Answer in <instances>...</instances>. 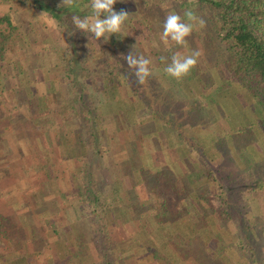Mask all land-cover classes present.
<instances>
[{
	"label": "trees",
	"instance_id": "obj_1",
	"mask_svg": "<svg viewBox=\"0 0 264 264\" xmlns=\"http://www.w3.org/2000/svg\"><path fill=\"white\" fill-rule=\"evenodd\" d=\"M25 1L27 0L23 2ZM28 1L29 10L33 13L27 9L25 14L19 13L15 5L11 4L6 11L0 12V92L5 96V101L9 103L11 100L13 105L7 110L6 118L11 120L17 115L14 112L17 107L28 105L26 117L38 125L36 135L46 133L49 136L54 125L61 129H75V124L69 120L78 116L82 120V126H77L74 130L75 140L69 142L72 147L67 141L59 146V152L66 161L79 157L88 140L95 142L97 151L108 148L110 136L102 126L101 113L97 111L104 101H109L112 107L116 105L117 109L113 112L123 111L127 105L138 112L145 106L153 107V119H162L163 124L166 120L172 121L171 116L163 118V113H160L158 105L153 101L155 96L148 98L140 90L135 82V70L127 65L124 57L132 52L135 56L142 55L149 59L151 69L154 66L150 56L135 43L136 40H131L134 46L129 44L126 49L125 45L115 46L117 50L122 49L123 53L116 55L114 52L116 57L110 60L106 56L107 50L104 46L108 43L110 47V41L100 43L90 34L76 30L72 24L73 15L90 14V10H82L88 2L76 0L75 5L71 7L73 10L69 11L70 7L50 4L44 0ZM117 4L118 0L114 8ZM144 4L145 6L140 7L142 18L148 19L149 11L155 10L158 4H151V0L144 1ZM193 4L194 7L190 8ZM179 5L183 9L190 8L196 16L205 10L204 14H199L205 21V26H198L199 29L196 30L199 41L192 39L196 46L204 51L209 61V70L216 81V85L208 90L210 92L193 90L191 81L199 74L198 67L195 66L189 75L179 80L186 82L190 87L186 94L191 96L190 93L195 91V101L201 96L206 97L212 108L218 110V94L224 93L229 100L228 105L239 104L240 108H250L255 120L249 119L238 127L233 124L231 131L223 133L218 130L210 132L199 118L188 122L173 114V121L179 122L180 128L172 127L169 129L172 131V137L164 136V139L160 140L161 148L171 150L175 155L173 161L169 160L170 162L165 164L155 161L148 164L146 149L140 148L139 141H136L139 148L133 142V154L130 153L129 157L124 158V162H119L124 174L121 179L126 176L132 186L144 183L150 195V200L146 202L140 200L133 189H126L124 196L114 197L113 206H107L106 195L102 194L101 198L99 196L104 182L97 178L94 166H90L88 161L85 165L78 163L69 174L70 179L72 177L74 182L76 178L78 184L73 183L71 187L75 193L74 197L78 194V197L89 201L94 210L95 225L99 224L95 233L93 229L95 240L102 237L104 239L101 243L97 240L96 244L101 258L95 260L85 248L75 249L73 245L69 246L65 258L62 255L64 251L59 246L60 241L56 240L50 247L52 251L48 263L65 264V259H68V262L76 264V260L80 263L81 259L88 260V264H121L125 260L129 264H262L260 257L256 255L258 250L254 242L258 240L264 243V240L259 238V232L264 233V214H254L252 220L250 212L254 208L248 207V201L240 205L237 197L232 195L233 191L227 192L230 191L228 187L238 181L234 177L235 170L246 172L249 178L243 179L244 184H240L253 187V192L259 191L260 185H264V150H256L257 144L264 143V0H180ZM35 12L45 14L38 17ZM101 18L105 17L102 15ZM42 20L46 21L45 24ZM48 22L50 25H47ZM56 30H61L67 35V42L55 36ZM70 32L74 34L69 35ZM79 38H83L86 45ZM112 40L117 42V36L114 35ZM173 50L168 47L166 52L163 51L164 54L161 53L157 57L161 74L166 81L164 84L170 88L180 85L175 78L163 71L166 64L171 62ZM90 75L95 95L91 91L92 83L81 78ZM155 77L161 79V76L152 74L150 80L154 82ZM159 79L156 81L158 85L161 84ZM65 80L66 84L70 85L69 88H66ZM42 81L48 86L43 93L32 85ZM63 89L67 92L63 93ZM195 89L199 88L195 86ZM105 92H111L113 96L108 100L100 99ZM65 114L70 115L69 118L64 119ZM102 115L104 116L103 113ZM219 115L227 116L229 112L227 114V111L219 110ZM191 116L193 118L196 115ZM148 129L154 131L153 128ZM82 130L85 135L81 134ZM134 130L138 138L137 125ZM154 137L155 134L152 133L149 139L157 143ZM66 145L71 147H68L69 151L73 150L70 156L67 154ZM210 145H213V149L217 150L218 155L220 153L224 156V159L220 156L212 158L208 154ZM179 147L182 148L180 155L177 153ZM227 157H230L235 168L228 170L227 162L226 166L222 167L221 161H227ZM49 168L45 170L46 177L51 185L58 186L60 179L51 171V167ZM108 170L111 173V167ZM114 175L113 195L116 196L117 191L123 190V186L117 175ZM131 176L136 180L132 181ZM164 185L175 194V204L168 200ZM211 195L221 201L219 208L210 205ZM75 201L68 202V207L78 213ZM4 219L8 221L4 223ZM80 221L81 219L76 221L80 229L75 230L80 232L79 236L87 230ZM129 221H136L138 224H134L136 233H129L130 246L126 247L124 254L119 248L121 241H125L122 229L120 239H115L109 226L120 228ZM90 222L93 225L92 219ZM0 227L1 238L3 234L6 237L9 233H20L19 227L12 224L7 215L0 214ZM72 228L73 225L66 227V233ZM36 232H39V229L36 228ZM56 232L58 233V230ZM33 241L36 251L30 253L26 248L25 239L13 241L22 247V257H25L23 261H30L29 264L33 262L34 253L38 258L39 253H43V246L49 247V241L43 236H38ZM113 242L118 245L116 250L112 249ZM86 243L87 241H83L80 245L83 247ZM142 250L147 253L139 255ZM236 251L241 253L244 259H235L233 252Z\"/></svg>",
	"mask_w": 264,
	"mask_h": 264
},
{
	"label": "rangeland",
	"instance_id": "obj_2",
	"mask_svg": "<svg viewBox=\"0 0 264 264\" xmlns=\"http://www.w3.org/2000/svg\"><path fill=\"white\" fill-rule=\"evenodd\" d=\"M2 2V4H0V12L6 11V8L8 9L9 5L11 4L12 6L15 5V8L18 9L17 12L19 13H23L25 14V10L27 9L28 11H30V13H33V11L30 9L29 10V4L30 1H25V3L23 2L24 0H0ZM50 4H57V5H61L62 4V0H44ZM88 2L90 3V0H78V2ZM144 1L148 2V0H122V2L120 0H118V4L117 6H115L114 10L120 11L121 9L125 10L128 14L129 17L127 19V21L125 22L124 27L121 30L120 34H113L109 37L108 41H110L109 43H111V46L108 47V43L104 44V46L106 47V56L108 59L111 60V58H115L116 55H120L121 52L123 53L122 49H116L115 46L118 45H125V49L128 46H132L133 43H131V40L134 39L135 43L139 46V48H141L143 50L144 53L148 54L154 64L152 71H153V75H159L161 76V79H159L158 77H155V79H153V81L156 83L157 79L161 80V84L158 85V83H156L157 85H155L154 82H152L150 80V77L146 80V82L144 84H140L137 82V78H135V82L136 84L140 87V90L144 92V94L148 97V98H153L154 96L156 97L155 99H153V101L155 102V105H158V109L159 111H161L160 113H163V118H167L168 116H171V120H166L165 124H163L161 122V120L159 121V119H153V107H149V106H145L143 108V110H141L140 112L136 111L133 108H130L127 105V108H124L123 111H120V113L117 112H113V110H116L117 108L115 107L116 105H114V107L111 106V103L109 101H104L102 102L101 105L98 106L97 111L99 113H101V118H102V126L106 131V133L108 134V136H110V144L107 147H105L106 149L102 148L100 150H95V142H89L90 140H88V144L86 143L85 148L81 149V154H79L78 160L77 161H66L65 159L62 158V155L59 152V146L61 144H65L64 141H67V143L74 141L75 140V133L74 130L77 128H79V126L82 123V120H80V118H78V116L76 118H71L69 121H72L70 123L75 124V129L73 128H68L65 127L64 128H60L58 126H53V128L51 129V133L49 136L46 135V137L43 136V134H37V136H34L33 138L35 140H37L39 146H41L40 148H43V150H40L39 148H36V150L34 151V153H31L34 155V159H35V164L36 165H30V171L32 172H36L37 170H41L43 167H41V162L45 163V159L47 160L48 158H50V162H49V167H51V171H53L54 173H56L58 175V178L60 179L59 185H51V183L49 181H47L51 187L50 191H52L53 193L56 192V190H58V187H62L63 185L65 186H72L73 183H77V179H74V182L72 180V177L70 179V172L74 170V167H76L78 165V163H80L79 165L83 164L85 165V162L88 161V163L90 164V166H94V173H96L97 178L102 182H104L102 184V192L99 195L100 198L102 197V194H105L106 199H107V206H113L114 205V197H119V196H124V193L122 191H117L118 195L114 196V192L113 188H115V184L114 182H112V179H115V175H117L118 179L121 181L122 186L124 187V185L128 184L127 181V177L124 176L123 179H121V177L124 175L123 171L121 169V164L119 162H124V158L129 157V154L131 153V145L133 142H135L134 144L138 146L139 145L136 141H139L140 147H142V149H146L147 153H146V161L148 162V164H153L154 161L158 164H165L167 162H170L169 160L173 161L174 160V154L171 150L168 149H164L161 148V138L164 139V136H168L169 138L172 137V131H169V129L173 128H180L179 122L177 121H173V117L172 115H176V117H182L183 120H187L188 122H193L195 120H197L198 118L200 119L202 124L207 125V128H209V131L212 132V130L215 131H222L223 133L225 131H231L232 125L235 124L237 127L239 124H243L246 123L247 121H249V119L255 120L254 118V114L253 111L250 108H240L238 107L239 104H231L228 105L229 100H227L226 96L224 93L222 95L218 94V110L215 108H212V104H210V101L206 100V97L201 96L200 99H197L196 101L193 99L194 95L196 94L195 91H192L190 93L189 96L186 93L190 91V87L187 85L186 82H180L179 80L178 83H180V85H177L175 87V85L170 88L168 86H166L164 84V82L166 83V81L164 80L163 75L161 74L162 70L160 69L159 66V62L157 57L164 52H166V49L168 47L165 46V44L161 41V33L163 31V22L165 20V17L169 14V13H176L181 15L182 18H184V12L186 10H189L190 8L194 7V4L189 8V9H183L181 8V6L179 5L180 0H151V4L155 3L156 5L158 4V6L155 8V10H151L149 11V17L146 18H142L143 14L141 13L140 7L141 6H145ZM27 2V3H26ZM87 3V4H88ZM64 7V6H63ZM85 8L83 7L82 10H84ZM69 11H72L73 8H69ZM205 10H202L201 12H199V14H204ZM35 14L40 17L41 13H37L35 12ZM199 17L200 18V16ZM89 15V14H88ZM83 17V16H81ZM103 19V18H102ZM186 19V18H184ZM45 20H42V23L45 24ZM49 24V22L47 23V25ZM50 25V24H49ZM198 25L194 28L191 36L187 37V45L186 46H181V45H172L171 48H173V53H177L179 52L181 55L187 56L190 55L193 51H199L200 56L198 57V62L196 64V66L198 67L199 70V74L197 77H195L194 79H192V88L193 90H196L198 92L203 91L204 93L206 92H210L208 90H210V87L213 88L216 85V81L215 78L212 77L211 74H213L210 70H209V61L206 57V55L204 54V51L201 49V47L199 48V46H196V43H194L193 39L198 40L199 41V35L197 34L198 32ZM197 30V31H196ZM55 36H58L61 38L62 41L67 42V35L59 30V31H55ZM88 34V33H86ZM116 35L118 38L117 42H114L112 40L113 36ZM193 38V39H192ZM81 40V42L85 44L83 38H79ZM107 40L101 38V40H99V42H105ZM130 44V45H129ZM103 46V44H102ZM134 46V45H133ZM211 46V44H210ZM170 48V47H169ZM201 50V51H200ZM164 51V52H163ZM115 52V54H114ZM81 73V70L79 71ZM90 76H86V77H81L83 81L85 82H91L92 84V88L91 91L92 93L95 95V89L93 86V81L90 80L89 78ZM93 77V76H92ZM99 79V77H98ZM206 79H208V81H206ZM28 80V79H27ZM209 82V83H207ZM29 83V81H28ZM67 83V80L64 81V84ZM31 84V83H30ZM190 85V83H188ZM33 86H35L34 88H36L39 92H45L46 89L48 88L47 84L45 82H37V83H32ZM195 86H197L199 89H195ZM70 85L66 84V88H69ZM178 87V88H177ZM67 90L63 89V93H66ZM195 92V93H194ZM194 93V94H193ZM216 94V92H214ZM210 94V93H207ZM93 95V96H94ZM65 96V95H64ZM111 96H113L111 94V92H105L104 94H102L100 96V99H104V100H108ZM0 101H1V95H0ZM10 104H4L5 106H13L12 102L9 100ZM2 104V103H0ZM28 106V105H27ZM27 106H19V108L17 107V109L14 111L17 115L19 116V119L22 122H26L27 120L23 118L28 116V109ZM190 109V110H189ZM189 110V111H188ZM208 110V112L206 111ZM219 110H221L222 112H226L227 114L229 112V115L227 116H221L219 115ZM30 112V111H29ZM206 112V113H205ZM1 113V112H0ZM102 113L104 114V116L102 115ZM106 113V114H105ZM192 113V114H191ZM22 115V116H21ZM106 115V116H105ZM191 115H196L195 117L192 118ZM24 116V117H23ZM70 116V115H69ZM69 116H67L66 114L64 115V119L65 118H69ZM191 119H189V118ZM152 118V119H151ZM177 120V118H175ZM17 119H11V121H15ZM190 120V121H189ZM211 120V122H210ZM232 120V121H231ZM141 121H143L142 123H140ZM171 123H170V122ZM9 125V124H7ZM137 125V129L139 131L138 134V138L136 137V133H135V126ZM10 130L8 134H2V137L5 138L6 142H5V146L9 149L11 148V146L15 147V145L13 144V140L11 139L12 137L16 136V134L20 131L23 130L24 127H26L25 125H18L16 126V129L13 132L11 131L12 125L10 124ZM82 126V125H81ZM209 126V127H208ZM196 127V126H194ZM3 129V127L1 126L0 129ZM148 128H153L154 131L149 130ZM14 129V128H13ZM35 129H37V127H35ZM148 129V130H147ZM84 130L81 131V134L85 135V132H83ZM154 133L156 140L158 141L157 143L152 142L149 137L151 136V134ZM81 136V135H80ZM87 134H86V138H87ZM85 137V136H84ZM23 138L24 143H27L26 139L27 136H21L19 137V139ZM48 138L50 139V149L47 150V146L46 142L48 140ZM81 138V137H80ZM175 142V141H174ZM32 144V143H31ZM42 144V145H41ZM158 144V148H156ZM45 145V146H44ZM69 145H71V143H69ZM155 145V146H154ZM49 147V146H48ZM67 154L68 156L71 155V153H73V150L68 149L67 146ZM72 147V145H71ZM70 147V148H71ZM213 145H210L208 147V154L212 157V158H217L218 156L221 157V159L224 156H221V154L217 153L216 149H213ZM133 148V146H132ZM110 149H113L112 151ZM46 150V151H45ZM50 150V151H49ZM256 150L259 151H263L264 150V143L257 144L256 146ZM135 152V151H134ZM256 152V153H258ZM177 153L182 154V148H178L177 149ZM133 154V152L131 153V155ZM21 158L20 160L26 162L25 160V156H27L28 154L23 153L21 151L20 153ZM85 155V156H84ZM259 155V154H258ZM85 158H87L85 160ZM85 161H84V160ZM156 159V160H155ZM220 159V160H221ZM224 159V158H223ZM227 161H221L222 167L226 166L228 170H230V168H235V166L233 165L230 157L225 158ZM13 160V158H12ZM15 160V159H14ZM160 162V163H159ZM180 162L183 164V161L180 160ZM227 162V164L225 165V163ZM18 163V161L15 162L14 168L22 171L24 168H21L22 165L20 164H16ZM31 163V162H30ZM174 164V163H173ZM172 164V165H173ZM184 165V164H183ZM25 166V165H24ZM111 167V173L108 170V168ZM50 169V168H49ZM227 169L225 171V173L227 172ZM236 172L234 173L235 176L237 178L238 181H234L233 185H230V191H228L227 193L232 192L233 196H236L238 199V202L240 205H244L245 203H247L248 201V207L250 208V206L252 207L251 209L252 212H250L252 220H253V215L254 214H264V185H260V190L253 192L254 189L253 187L249 188V187H244L241 184H244L243 179H248L249 176L246 175V172H242L240 170H235ZM127 173V172H126ZM120 176V177H119ZM103 178V179H102ZM239 178V179H238ZM48 180V178H46ZM65 179V181H64ZM240 179H242L240 181ZM131 180L135 181L136 178L134 176H131ZM239 182V183H238ZM241 183V184H240ZM264 184V183H263ZM62 185V186H61ZM56 187V188H55ZM164 188V192L166 193V196L168 198L169 201L172 202V204H175L176 201V196L175 194L172 192V190L168 189V187H166L165 185L163 186ZM138 190L140 191L141 195L143 197H147L149 199V191L147 186L142 183V186L138 187ZM248 198V200H245V198ZM59 198V197H58ZM55 200H53L54 203ZM210 201V205L214 208H219L221 206V201L216 197V196H210L209 198ZM105 202V203H106ZM77 206H78V214L79 215H83L86 219H84L85 223H83L87 230L90 231V233L92 234V231L94 229V233L96 229H99V224L96 223L97 225H95V214H93L92 210V206L89 203V201L85 200L82 197H78V202H77ZM59 204V201L57 203V206ZM251 204V205H250ZM256 205H261L260 207H256ZM55 208V207H54ZM244 211V210H243ZM60 211H58L57 213H59ZM37 215V211L35 212ZM77 214V213H76ZM246 213H243V215H245ZM75 216V214H73ZM60 217L63 216L59 215ZM65 216H67L66 212H65ZM247 216V215H246ZM90 219H92V221L94 222L93 225L90 222ZM57 222V224L53 223L50 225V229L52 234H54L53 228L54 226H61L59 224V221L57 219H55ZM60 220V219H59ZM63 220V219H62ZM68 220V219H67ZM264 220V219H263ZM64 222L66 220H63ZM55 224V225H54ZM43 228V227H42ZM115 228V230H113ZM109 229H111V235L113 238L115 239H120L121 235V229L124 233V237H125V241L123 242V240L120 243V247L122 252L125 253L126 247H129V240H127V235L131 232L135 231V226L134 225H124L122 224L119 227L117 226H109ZM59 230H61V227H59ZM259 238L264 240V233L261 234V232H259ZM95 236V234H93ZM98 237V236H97ZM98 241H103V237L102 238H98ZM97 240L94 239V241H90V243L92 244V250L93 253L95 255V260H99L101 258V254L99 253L96 244H97ZM261 240V241H262ZM263 242V241H262ZM260 241H256L254 242L255 245H257V250L258 253L256 254L258 257H260L262 264H264V243H262ZM116 242L112 243V249H117L118 245H114ZM234 254V258L235 259H244V257L242 256L241 253H239L238 251L233 252ZM145 254L144 252H141L139 255ZM128 262V261H127ZM126 260L124 261V263L121 264H129V262L127 263ZM120 264V263H119ZM153 264V263H150ZM257 264V263H256Z\"/></svg>",
	"mask_w": 264,
	"mask_h": 264
},
{
	"label": "crops",
	"instance_id": "obj_3",
	"mask_svg": "<svg viewBox=\"0 0 264 264\" xmlns=\"http://www.w3.org/2000/svg\"><path fill=\"white\" fill-rule=\"evenodd\" d=\"M0 4H2L1 1ZM0 95V103H2L0 104V127H3V129H0V214L7 215L10 222L19 227L20 230V233H9V235L6 237L3 234V238L0 236V238L3 240L2 242L0 241V264H29L30 261H23L25 257H22V247L17 246V244H14L13 241L25 239L28 252H35L36 250L33 240L38 236H43V238L48 240L49 247L43 246V253H39L38 258L37 254L34 253V256L32 257V264H36L37 262H39V264H53L52 262L48 263V259L50 258L52 251L50 247L56 240L60 241L59 246L62 248V251H64L62 255L65 258L67 257L66 254L68 253L67 251L69 250V246L71 245H73L75 249L80 247L84 250L85 248L88 254L95 258L92 250V244L90 243L91 240L94 241L95 239L93 231L91 234L89 230H86V232L80 236L78 235L80 232L78 233L75 231L80 229L78 228L79 226L76 224V221L79 222L81 219L80 223H85L84 219L87 217L85 218L82 214H76L75 211L73 212L71 207H68V202H73L75 200L76 203L78 202V194L77 197H74L75 193H73V188L71 186L65 185H61L62 187L60 188L58 187V190H56L55 193L50 191L49 187H51V185L47 182V174H45V170L48 168L47 165H49L50 158L47 160L45 159V163L41 162V167H43L41 170H37L36 172L30 171V165H36L34 155L31 153H34L36 148L43 150V148H40L41 146H39L37 140L33 138L34 136H37L35 131H38V125H36L35 121L31 122L29 118H25L24 116L23 120L26 119L27 121L20 123L21 121L18 120L20 115L13 116L12 120L17 119L15 121H11L10 119L6 118L5 114L8 112L7 110L11 108V106H5L4 104L7 103L5 101V96L1 94V92ZM7 104H10V102ZM7 124L12 125L10 132H13L18 125L26 126L22 131L18 132L16 136L11 138L15 147L11 146L9 149L5 146L7 139L5 140V138L2 137L3 133H9L10 126ZM35 127H37V129H35ZM42 134L44 137H46V133ZM25 135L27 136V143L22 142L23 138L19 139V137ZM45 142L46 145L49 146H47V150L50 149V139L48 138V140ZM21 151L28 154L25 156L26 162L20 160ZM69 160L73 161L72 159ZM77 160L78 157H75L74 161ZM16 161H18V163H16L17 165L20 164L22 165L21 168H24L22 171L14 168ZM140 186H142V183L134 184L133 186L128 183L122 187V192L127 191L126 189H133L140 200L144 202L150 200V196L148 199L147 197H143L141 195L140 191L138 190V187ZM53 200H55L54 203ZM58 201L59 206H57ZM36 211L37 215L35 213ZM58 211L60 212L57 213ZM65 212L67 216H65ZM62 214L63 216L60 217L59 215ZM73 214H75V216ZM55 219L59 221V224L61 225L59 227H61V230H59V227L54 226V234H52L50 225L53 223L57 224ZM62 219L66 221L64 222ZM6 221H8V219H4V223H6ZM134 224L136 225L138 222L129 221L124 223V225L130 226ZM71 225H73L72 230L66 233V227ZM36 228L39 229V232H36ZM56 230H58V233ZM134 233L136 232L134 231L130 234ZM130 234L127 235V240L129 241H131L129 238L131 236ZM83 241H87V243L82 247L80 243ZM142 251L147 253L144 250ZM71 255L72 254H70V256ZM84 262L88 264L87 262L89 261H82L80 259V263L77 260L75 263L85 264ZM65 264H73V262H68V259H65Z\"/></svg>",
	"mask_w": 264,
	"mask_h": 264
},
{
	"label": "clouds",
	"instance_id": "obj_4",
	"mask_svg": "<svg viewBox=\"0 0 264 264\" xmlns=\"http://www.w3.org/2000/svg\"><path fill=\"white\" fill-rule=\"evenodd\" d=\"M76 0H62L60 6L73 7ZM117 0H90V3L85 4L84 8L90 10L89 15L81 17L80 15L72 16V24L76 30L88 33L97 41L101 38L108 40L113 34H120L122 28L127 21L129 14L121 9L120 11L114 10V5ZM45 14L42 13L40 16ZM105 18H101V16ZM186 18V19H184ZM184 18L176 13H169L163 22V31L161 33V41L166 47L172 45H187V37H189L194 28L198 25L200 28L205 26V21L197 17L193 11L186 10ZM74 33L70 32L69 35ZM199 51H193L190 55L184 56L179 52L171 56V62L166 64L163 71L170 77L177 80L190 74L191 70L196 66ZM127 65L133 68L134 75L137 82L144 84L146 80L153 74L152 69L149 67L151 61L144 56H135L130 52L126 57ZM163 60L164 57H161Z\"/></svg>",
	"mask_w": 264,
	"mask_h": 264
}]
</instances>
